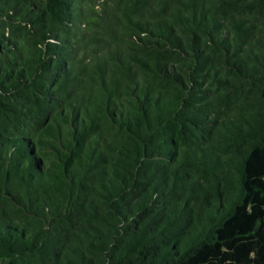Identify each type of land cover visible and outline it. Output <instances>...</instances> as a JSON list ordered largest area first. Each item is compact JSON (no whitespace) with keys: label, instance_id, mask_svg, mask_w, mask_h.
Returning a JSON list of instances; mask_svg holds the SVG:
<instances>
[{"label":"trees","instance_id":"obj_1","mask_svg":"<svg viewBox=\"0 0 264 264\" xmlns=\"http://www.w3.org/2000/svg\"><path fill=\"white\" fill-rule=\"evenodd\" d=\"M0 264H264V0H0Z\"/></svg>","mask_w":264,"mask_h":264}]
</instances>
